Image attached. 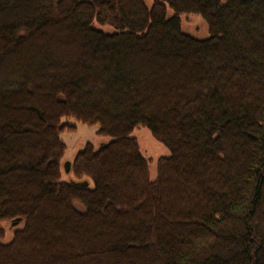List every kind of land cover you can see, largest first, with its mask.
I'll use <instances>...</instances> for the list:
<instances>
[{
  "label": "trees",
  "instance_id": "trees-1",
  "mask_svg": "<svg viewBox=\"0 0 264 264\" xmlns=\"http://www.w3.org/2000/svg\"><path fill=\"white\" fill-rule=\"evenodd\" d=\"M191 13L208 39L182 32ZM69 117L111 141L63 182ZM139 127L170 152L155 180ZM16 219L0 264H264V0H0V226Z\"/></svg>",
  "mask_w": 264,
  "mask_h": 264
},
{
  "label": "rangeland",
  "instance_id": "rangeland-1",
  "mask_svg": "<svg viewBox=\"0 0 264 264\" xmlns=\"http://www.w3.org/2000/svg\"><path fill=\"white\" fill-rule=\"evenodd\" d=\"M79 1H91V0H79ZM148 8H151L154 0H143ZM168 17L174 16V11L167 6ZM181 30L183 33L198 39L205 40L210 37L209 27L203 17L199 14H182L180 16ZM97 29H100L106 33H112L113 28L109 26H101L97 23L94 24ZM62 123L68 124L74 127V129H68L61 134V139L66 145V151L63 158L64 165L66 163H72L78 153H80L88 144L93 146L95 150L99 149L102 145L111 141L108 137L99 135V125L84 124L75 118H64ZM137 140L140 151L143 157L148 162V171L151 180H155L157 177V165L161 158L170 156L169 150L159 141H157L152 133L144 127L134 129L131 134ZM70 167V165H69ZM61 181L74 182L75 177L72 172H66L61 170ZM91 187L93 183L89 182ZM23 225H17L12 227L11 224H2L0 226V243L9 244L14 237V231L22 229ZM52 255V253L50 254ZM50 258V256H49ZM61 263V262H59Z\"/></svg>",
  "mask_w": 264,
  "mask_h": 264
},
{
  "label": "water",
  "instance_id": "water-1",
  "mask_svg": "<svg viewBox=\"0 0 264 264\" xmlns=\"http://www.w3.org/2000/svg\"><path fill=\"white\" fill-rule=\"evenodd\" d=\"M69 165H70V163H66L64 165L65 168H66V172H69ZM78 185H80V186H87L88 185V182L85 181V182H82V183H78ZM19 222H20V219H16L11 224H12V226H17L19 224Z\"/></svg>",
  "mask_w": 264,
  "mask_h": 264
}]
</instances>
